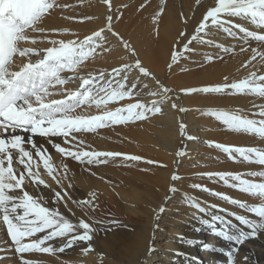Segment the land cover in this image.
Masks as SVG:
<instances>
[{"label":"snow or ice","instance_id":"6c2138e0","mask_svg":"<svg viewBox=\"0 0 264 264\" xmlns=\"http://www.w3.org/2000/svg\"><path fill=\"white\" fill-rule=\"evenodd\" d=\"M99 2L106 6L103 26L81 39L79 33L69 28L44 26L54 11L67 9L71 5L62 4L59 0H0V224L5 227L9 237L10 250L20 255L21 264H39V261L25 258L26 253L55 255L81 242H89L82 248V253L87 255L94 251L90 242L96 232L93 223L87 219L81 218L74 223L59 208L49 207L43 197L34 196L28 190V185L50 187L42 176L41 166L52 181L61 186L68 179L70 171L66 163L57 165L48 150L38 145L33 137L47 138L63 158L88 166L106 165L114 159L139 162L144 160L139 155L89 150L85 140L78 134L93 133L114 125L148 121L157 115H165L166 105L180 113L189 111L177 103L178 97L174 96V90L162 83L139 58L136 48L114 30V19L122 18L123 12L118 15L114 13L113 0ZM84 3L85 0H79L81 6ZM163 11L161 8L160 14ZM64 19L84 23L100 18L85 14L78 17L65 16ZM237 20L247 21L252 27ZM184 23H187V18ZM213 32H223L246 44L250 40L256 41L258 46L249 45L251 55L241 65L243 69L251 66L254 70L235 81L227 82L228 77L225 76V83L185 88L182 91L187 95H251L264 101V73L260 71V68H264V0H213L193 34L189 36L187 32H180V40L176 41L170 54L168 68L172 69L174 64L189 59L197 50L195 45L214 47L225 54L234 53L235 49L217 42ZM61 36L74 38H54ZM109 36L127 52L122 59L128 62L114 66L110 71L97 70L82 74V66L87 61L113 51ZM39 42H47L51 46L35 47ZM240 51L248 49L241 47ZM217 58L224 57L206 56L205 60L211 63ZM133 72L136 73L134 77ZM70 83L76 85L75 90L66 87ZM150 84L154 87H150ZM254 107L258 108V112L253 113V116L259 119L249 118L239 110H209L202 115L214 117L230 131L252 134L264 141V103ZM93 108L96 109L95 113L89 111ZM178 130L179 135L189 141L198 139L188 133V124L184 121L178 123ZM22 133L30 136L25 137ZM53 137H60L63 145L53 142ZM207 143L209 147L221 149L234 162H238L239 157V162L264 168V147L229 146L214 141ZM175 155L184 158L189 153L182 148ZM144 162L156 163L152 160ZM199 175L210 180L216 179L227 187L262 201L250 206L245 201L200 183L192 184V188L208 192L255 216L253 219L230 213L240 225L248 229L245 231L231 220L210 211L218 209V205L205 206V203L185 194L187 206L210 217L200 219L214 236L242 246L264 234V170L247 173L252 177H260V181L245 179L241 174L231 172H204ZM181 180L182 177L174 172L170 177L173 183L168 193H177L179 189L174 182ZM68 187L71 188L72 184L69 183ZM54 196L57 203L64 201L67 206L70 199L67 191H54ZM89 197L87 200L71 202L79 208H88L94 212L98 207L97 193L93 191ZM164 212V207H158L157 221ZM95 223L118 225L120 222L113 219L96 220ZM218 224L221 226L218 227ZM156 227L159 228L158 223ZM57 240L61 241L59 247L51 243ZM189 244L193 242L189 241ZM203 248L216 251L215 246L209 243H205ZM239 250V247H235L227 253L229 264H237ZM3 251L5 249H0V252ZM150 251H154V248ZM7 259V256L0 255V264ZM243 260L247 264L249 257L244 256Z\"/></svg>","mask_w":264,"mask_h":264},{"label":"bare ground","instance_id":"6f19581e","mask_svg":"<svg viewBox=\"0 0 264 264\" xmlns=\"http://www.w3.org/2000/svg\"><path fill=\"white\" fill-rule=\"evenodd\" d=\"M96 1L98 3L97 6H94L96 13L94 16L100 19L93 21L88 26L67 22L63 18L65 12L60 9L53 12L44 26L59 27L62 24L66 27L79 29L77 31H84L86 35H89L92 31L103 26L106 14V6L99 0ZM139 2L140 0L119 1L114 9L118 7L126 15L123 14L122 19H114V30L118 31L136 48L139 58L162 83L174 90V96L178 97L177 103L189 111L180 113L171 110L166 105L165 115H157L148 121L114 125L98 129L93 133L78 134L85 140L89 150L139 155L144 160L155 161L156 163L153 164H148L144 160L128 162L114 159L106 165L88 166L70 158H63L47 138L33 137L38 145L48 150L57 165L66 163L70 171L68 179L64 180L61 186L52 181L41 166L42 176L50 187L28 185V190L34 196L43 197L49 207L59 208L74 223L81 218L87 219L93 223L96 232L90 242L94 251L87 255L82 253V248L89 242H81L64 253L55 255L26 253L24 257L39 261V264H229L227 253L233 248L239 247L237 264H245L244 256L249 257L247 264H264V234L247 241L242 246H237L214 236L200 219V217L205 219H210V217L199 213L185 203V194H187L205 203V206L216 204L219 208L210 209L211 212L231 220L233 224L241 228L244 226L240 225L239 221L230 213L234 212L255 219L253 214L244 209L216 196H210L208 192L194 189L191 185L200 183L202 180V185L235 199H244L250 206L262 202L257 197L236 192L233 188L225 186L223 182H217L216 179L210 180L199 174L231 172L230 170L236 169L237 166L232 165V162L222 166H210L214 162L211 156L213 149L208 146L207 142L214 141L221 144H227V142L231 144V142L222 138L227 129H224V126L214 117L202 115V113L215 110L217 107L219 110L228 111V106H226L228 104H232L240 111L255 113L258 112V108L254 105H260L264 101L251 95L235 97L204 95L202 93L187 95L182 90L225 83V76L228 77L227 82L245 77L249 71L254 69L251 66L248 69H243L241 65L251 55L249 45L257 47L258 44L251 40L246 44L226 36L223 32H213L215 40L235 49L234 53L225 54L214 47L195 45L197 50L190 55L189 59L182 60L169 69L170 54L176 41L180 40V32H187L189 36L193 34L206 8L213 0H200V3H197V0H153L143 8L138 7ZM155 2L158 3L157 9L153 7ZM89 3L91 4L92 0ZM161 8L164 9L162 14H160ZM185 18H187V23H184ZM237 22L252 27L247 21L237 20ZM85 34L81 33L79 37L81 38ZM69 38L74 37L65 36L63 39ZM109 40L113 51L87 61L84 68L81 69L82 74L97 70L110 71L112 67L128 62L122 59L127 55V52L111 36H109ZM50 46L47 42H39L35 45L38 48ZM241 47L247 48L248 51L241 52ZM221 55H223V59L217 58L211 63L205 60L206 56L219 57ZM193 64L206 66L194 72L198 69L190 70L194 68L189 67ZM187 70L190 71L186 72ZM260 71L264 73V68H260ZM135 75L136 73L133 72L132 76ZM66 87L75 90L76 85L70 83ZM150 87H154V85L150 84ZM127 102L124 101V103ZM89 111L95 113L96 109L93 108ZM180 121L188 124V133L198 137L197 140L189 141L186 137L179 135L178 123ZM227 132L229 131L227 130ZM240 134L243 135L239 136L241 146L245 145L246 147L249 144L248 146L264 147V141L258 137L252 134ZM22 135L30 136L28 133H22ZM51 139L53 142L63 145V140L60 137ZM182 148L189 155L177 158L175 153ZM222 152L221 150L218 154L220 160L225 156H222ZM127 164H131V166H125ZM161 165H166V167ZM201 165L204 167L199 168ZM249 167L253 168V166H248L247 169ZM256 169L264 170L259 165ZM250 170L254 169L250 168ZM93 172L95 175H92ZM174 172L178 173L182 180L174 182L179 191L171 194L168 193V188L173 183L170 181V177ZM231 173L236 172L234 170ZM243 177L245 178V176ZM260 179L258 177L256 181H260ZM69 183L72 184L71 188L68 187ZM54 191L62 193L67 191L70 197L67 206L64 201L56 202ZM93 191L98 196L96 201L98 207L94 212L88 208H79L71 202L72 200H87ZM160 206L165 208V212L160 215V219L157 221L156 215ZM113 219L120 223L118 225L95 223L96 220ZM157 223L159 228L156 227ZM220 226L218 224V227ZM244 230L248 229L244 228ZM189 241H192L193 244L190 245ZM51 243L59 247L61 241L57 240ZM205 243L213 244L216 251L205 250L203 248ZM151 248H154V251H150ZM0 249H5L0 252V255L8 257L2 264H21L20 255L10 250L11 243L2 224H0Z\"/></svg>","mask_w":264,"mask_h":264},{"label":"rangeland","instance_id":"374dc122","mask_svg":"<svg viewBox=\"0 0 264 264\" xmlns=\"http://www.w3.org/2000/svg\"><path fill=\"white\" fill-rule=\"evenodd\" d=\"M89 1L90 0H85V3L81 6L80 4H79V0H59V2L60 3H62V4H68V5H71L72 7H69V8H67V9H60V10H62V11H64L65 12V16H74V17H78V16H82V15H92V16H94V14H96L95 13V8H94V6L96 5L97 6V1L96 0H92V3L90 4L89 3ZM119 1L120 0H114L113 1V6L114 7H116V5L119 3ZM150 1H153V0H140V2H139V5H138V7L139 6H141L142 4L145 6V5H148L149 3H150ZM153 7L155 8V9H157L158 8V3H154V5H153ZM129 10H130V8H129ZM114 12L116 13V14H119V12H122V10L120 9V8H115L114 9ZM123 14H125L126 15V13H123ZM62 16V15H61ZM64 16V17H65ZM63 17V18H64ZM123 18V17H122ZM121 18V19H122ZM67 22H72V23H77V24H79V25H82V26H88V25H90V24H92L93 23V21H91V22H84V23H79V22H76V21H74V20H67V19H65ZM62 25V24H61ZM59 26V28H69V29H71L73 32H77V33H79V34H85V32L84 31H77V30H79V29H76V28H73V27H66V26ZM49 28H52V27H49ZM83 29V28H82ZM86 35V34H85ZM65 36H61L60 38H64ZM84 37V36H83ZM83 37H81V39H83ZM106 54V53H105ZM105 54H103V55H105ZM101 55H99V56H96L95 58H98V57H100ZM87 63V62H86ZM86 65V64H85ZM85 65H83L82 66V69L84 68V66ZM206 65H204V64H196V65H191V66H189V67H194L193 69H190V70H195V69H198V70H196V71H194V72H197V71H199V69H201V68H204ZM190 70H187L186 72H188V71H190ZM203 94V93H202ZM205 95V94H204ZM208 95H216V96H223V95H218V94H208ZM178 96V95H177ZM235 96H239V95H233V96H227V97H235ZM226 106H228V111H234V110H238L237 109V107L236 108H234V106L232 105V104H228V105H226ZM215 110H219V108L217 107V108H215ZM79 111V110H78ZM240 111V110H239ZM241 112V114H243V115H246V116H248L249 118H254V119H259V117L258 116H253V113H250V112H247V111H240ZM129 124H131V123H129ZM224 129H225V127H224ZM228 130V129H227ZM227 130L226 131H224L225 133H223V135L224 136H222V138L223 139H225L226 141H229V142H231V144L229 145L228 144V142H227V144L229 145V146H240V147H245V145H240L239 144V141L241 140V138L239 137V136H243L242 134H240L239 132H235V131H231L230 132V130H228L229 132H227ZM232 134V135H231ZM226 136V137H225ZM223 142H225L226 143V141H224V140H222ZM222 144H224V143H222ZM227 144H224V145H227ZM249 145V144H248ZM248 145H246V146H248ZM254 147V146H253ZM212 149H213V152L211 153V156L213 157V160H214V162L213 163H211L210 164V166H222L223 164H226V163H228V162H230L229 164H231V162H232V165H237L236 166V169H231L230 171L231 172H234V170H235V172L236 173H239V174H241L242 176H245V179H249V180H255L256 181V179L258 178V177H252V176H249V175H247V173H249V172H251V171H259V170H257L256 169V167H257V165L256 164H249V163H246V162H239V157H238V162H234L232 159H230L229 157H228V155L226 154V153H224V152H222V156L223 155H225V156H223V159L222 160H220V158L218 157V154L221 152V149H216V148H214V147H211ZM225 157V158H224ZM243 164H247L248 166H253V168L252 167H249V169H247L248 168V166L247 165H243ZM256 165V167H254ZM240 168H239V167ZM245 166H247V167H245ZM202 167H204V166H200L199 168H202ZM243 167H245L247 170H249V171H247L245 168L244 169H242ZM238 168V169H237ZM250 168L251 169H254V170H250ZM256 169V170H255ZM245 172H244V171ZM247 171V172H246ZM247 177H249V178H247ZM252 177V178H251ZM251 178V179H250ZM254 178H256V179H254ZM200 184H203L202 183V180H200ZM236 192H240V191H237L236 189H234ZM240 193H243V192H240ZM244 194V193H243ZM246 194V193H245ZM208 195H210L211 196V194L210 193H208ZM241 198V197H240ZM249 198H250V196H249ZM238 200H241V199H238ZM225 201V200H224ZM242 201H244V199H242ZM225 202H227V201H225ZM228 203V202H227ZM247 203V202H246ZM248 205H250L249 203H247ZM245 211H247L246 209H244ZM149 264V263H148Z\"/></svg>","mask_w":264,"mask_h":264}]
</instances>
